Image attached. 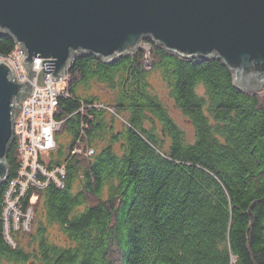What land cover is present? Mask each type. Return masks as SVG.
Listing matches in <instances>:
<instances>
[{"label":"trees","instance_id":"1","mask_svg":"<svg viewBox=\"0 0 264 264\" xmlns=\"http://www.w3.org/2000/svg\"><path fill=\"white\" fill-rule=\"evenodd\" d=\"M14 49L0 38V57ZM66 79L54 149L39 159L63 176L20 199L31 217L13 246L0 187V264H264V88L242 93L220 60L148 38L111 63L79 56ZM6 164L13 179L15 141Z\"/></svg>","mask_w":264,"mask_h":264},{"label":"water","instance_id":"2","mask_svg":"<svg viewBox=\"0 0 264 264\" xmlns=\"http://www.w3.org/2000/svg\"><path fill=\"white\" fill-rule=\"evenodd\" d=\"M1 37L24 51L27 81L16 82L0 61V187L30 82L63 78L79 56L111 63L135 54L148 38L183 59L220 60L242 93L264 87V0H0ZM35 59L43 60L38 73Z\"/></svg>","mask_w":264,"mask_h":264},{"label":"built area","instance_id":"3","mask_svg":"<svg viewBox=\"0 0 264 264\" xmlns=\"http://www.w3.org/2000/svg\"><path fill=\"white\" fill-rule=\"evenodd\" d=\"M24 51L17 50L7 57H0V61L7 62L13 71L16 82L27 81L26 73L20 60ZM42 59L32 62V71L38 73L41 70ZM50 61V60H46ZM66 76L53 81L50 75H46L43 84L37 86L35 79L30 94L21 102L19 114L14 120L13 135L18 137L16 144L19 167L13 179L8 181L7 191L3 194V235L4 240L13 246L11 234L13 231H28L31 211L27 208L21 212L20 199L29 188L42 189L48 181H54L59 185L58 176H63L61 169L47 170L39 163L40 156L54 149V133L59 124L54 121V110L57 106V98L63 95L62 86L66 83Z\"/></svg>","mask_w":264,"mask_h":264},{"label":"rangeland","instance_id":"4","mask_svg":"<svg viewBox=\"0 0 264 264\" xmlns=\"http://www.w3.org/2000/svg\"><path fill=\"white\" fill-rule=\"evenodd\" d=\"M145 49V48H144ZM67 74V72H66ZM66 74L64 76H66ZM149 83L151 85V88L153 89V91L157 92V94L159 95H162L164 97V86L162 85L159 77L155 74H152L150 77H149ZM66 84V83H65ZM59 86H62V90L64 89L65 85H59ZM264 87H262L260 90H262ZM259 90V91H260ZM93 93H96L97 90H92ZM99 93V92H97ZM22 102V101H21ZM20 102V104H21ZM167 109L169 111V114L171 116V118L175 121V123L182 129L186 132L187 135H190V128L189 126L187 125V123L185 122V120L182 118V116L180 115V113L171 105V104H168L167 106ZM19 114V113H18ZM17 114V115H18ZM17 117V116H16ZM16 119V118H15ZM14 127V126H13ZM13 141H15L14 139V135H13ZM10 179L7 178L5 184L3 186H6L7 182L9 181ZM52 235L54 236V232L52 231Z\"/></svg>","mask_w":264,"mask_h":264},{"label":"bare ground","instance_id":"5","mask_svg":"<svg viewBox=\"0 0 264 264\" xmlns=\"http://www.w3.org/2000/svg\"><path fill=\"white\" fill-rule=\"evenodd\" d=\"M14 50H17V47H15ZM14 139H15V144H18V137H14ZM10 180H11V179H10ZM10 180H9V181H10ZM7 188H8V182H7L6 186H5V191H7ZM5 191H4V193H5Z\"/></svg>","mask_w":264,"mask_h":264}]
</instances>
